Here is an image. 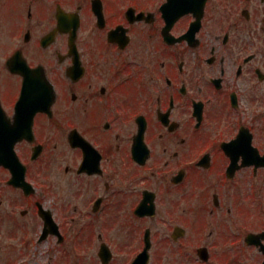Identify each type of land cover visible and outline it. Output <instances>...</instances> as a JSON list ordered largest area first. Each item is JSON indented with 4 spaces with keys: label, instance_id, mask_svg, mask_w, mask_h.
I'll use <instances>...</instances> for the list:
<instances>
[{
    "label": "flooded vegetation",
    "instance_id": "obj_1",
    "mask_svg": "<svg viewBox=\"0 0 264 264\" xmlns=\"http://www.w3.org/2000/svg\"><path fill=\"white\" fill-rule=\"evenodd\" d=\"M257 150L264 0H0V264H264Z\"/></svg>",
    "mask_w": 264,
    "mask_h": 264
}]
</instances>
